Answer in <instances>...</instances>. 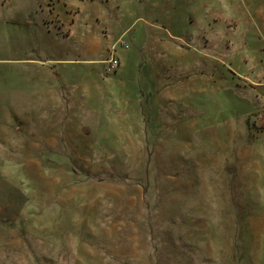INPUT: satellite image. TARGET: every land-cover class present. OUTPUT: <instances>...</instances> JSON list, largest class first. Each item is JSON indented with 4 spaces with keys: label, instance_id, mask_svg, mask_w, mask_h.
Wrapping results in <instances>:
<instances>
[{
    "label": "rangeland",
    "instance_id": "1",
    "mask_svg": "<svg viewBox=\"0 0 264 264\" xmlns=\"http://www.w3.org/2000/svg\"><path fill=\"white\" fill-rule=\"evenodd\" d=\"M0 264H264V0H0Z\"/></svg>",
    "mask_w": 264,
    "mask_h": 264
},
{
    "label": "built area",
    "instance_id": "2",
    "mask_svg": "<svg viewBox=\"0 0 264 264\" xmlns=\"http://www.w3.org/2000/svg\"><path fill=\"white\" fill-rule=\"evenodd\" d=\"M120 45L121 47H124V48L127 47L126 43L123 41H120ZM104 64H105V73L112 74L119 67V59L117 56H115L114 53H112L110 54V57L106 61H104Z\"/></svg>",
    "mask_w": 264,
    "mask_h": 264
}]
</instances>
